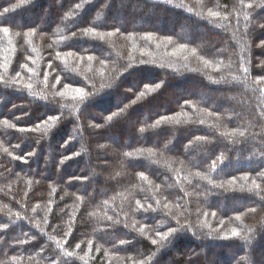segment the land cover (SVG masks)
<instances>
[{"label": "trees", "instance_id": "16d2710c", "mask_svg": "<svg viewBox=\"0 0 264 264\" xmlns=\"http://www.w3.org/2000/svg\"><path fill=\"white\" fill-rule=\"evenodd\" d=\"M0 14V264H264V0Z\"/></svg>", "mask_w": 264, "mask_h": 264}, {"label": "snow or ice", "instance_id": "6c2138e0", "mask_svg": "<svg viewBox=\"0 0 264 264\" xmlns=\"http://www.w3.org/2000/svg\"><path fill=\"white\" fill-rule=\"evenodd\" d=\"M14 7H15V6H14ZM248 7H252V5H248ZM7 11H8V9H5V10H4V12H7ZM0 15H2V14H0ZM208 15L211 16V17H219V16H220V13H218V12H211V11H210V12L208 13ZM259 27H264V24L259 25ZM8 31H9V29H8L7 27L3 28V32H4L5 34H7ZM88 32H91V29L86 30V34H88ZM17 35L19 36V35H21V34H20V33H17ZM24 35H29V36H30V35H32V34H31V33H25ZM101 39H102V37H101ZM149 39H150V37H149ZM258 46H259V47H264V44H260V45H258ZM181 47H183V46H181ZM69 55H71V53H69ZM89 59H91V57H89ZM141 63H145V61H141ZM205 63L207 64L208 62L205 61ZM129 66H131V65H129ZM28 71H31V69H29ZM247 71H248V69L245 68V69H244V72H247ZM17 75H19V74H17ZM45 79H47V77H45ZM2 80H3V77H0V81H2ZM262 82H264V76H262V77H260V78H258V79L256 80V83H257V84H260V83H262ZM5 83H6L8 86H11V85H13V84H19L20 81H18V80H16V79H12L10 82H5ZM24 87H26V88H28V89H31L32 85L29 83V84H27V85H24ZM64 87H65V90L68 89V85H65ZM159 87H160V85L157 84V85H156V88H159ZM74 91L79 95V97H80L81 99H84L85 96L88 95L87 93L84 92V89H82V88H76V89H74ZM260 91L264 92V88H261ZM57 95L63 96V95H64V92H59V93H57ZM141 95H143V93H141ZM49 119L55 121L57 118H56V117H50ZM109 119H111V117H109ZM3 123H4V125H5L7 128H14V127H15L14 124H10L7 120H5ZM159 123H160V121H157V124H159ZM18 131L21 132V133H23V132L30 131V130H29V129L20 128V129H18ZM140 131H141V132H144V129L141 128ZM239 135H240V136H243L244 133H243V132H240ZM4 151H5V152H8V149L5 148ZM9 155H11V153H9ZM128 155H131V153H129ZM15 159H20V157H15ZM61 163H63V161H62ZM197 175H199V174H197ZM244 179L247 180V177H244ZM209 183L212 184L213 182H212L211 180H209ZM252 183H253V185H255V187H256L257 189L260 188V185H259V184H256V181H255V180H253ZM198 186H199V185H197V187H198ZM213 186H214V187H223L222 184H214ZM137 204L139 205V201L137 202ZM140 207L142 208L143 206L140 205ZM165 208H167V205H165ZM144 210H145V211H148V210L155 211V209H152V208H151V205H149L148 208H147V209H144ZM252 211H255V209H252ZM213 215H215V213H213ZM19 218H20V217L18 216V219H19ZM109 219H111V217H109ZM237 219H239V217H237ZM179 223H180V222H179V220L177 219V224H179ZM4 227L6 228L7 225H4ZM183 230H185L183 226H181L179 229H178V228H170V230H169L167 233H163V234H161V233L157 232V235L160 236V239H161V240H168V238H169L170 236L174 235V234L177 233L178 231H183ZM140 231H141V233H143V231H144L143 228H141ZM231 235H232L233 237L239 236V232H238L236 229H232ZM226 238H227V237H226ZM245 239H247V237H245ZM21 243H26V241H25V242H21ZM124 243H125V241H121V244H124ZM152 244H154V245L157 244V240H156V239H153V240H152ZM77 247H79V245H77ZM69 255H71V253H69ZM13 259H15V258H13Z\"/></svg>", "mask_w": 264, "mask_h": 264}, {"label": "rangeland", "instance_id": "374dc122", "mask_svg": "<svg viewBox=\"0 0 264 264\" xmlns=\"http://www.w3.org/2000/svg\"><path fill=\"white\" fill-rule=\"evenodd\" d=\"M200 95H203V94H200Z\"/></svg>", "mask_w": 264, "mask_h": 264}]
</instances>
